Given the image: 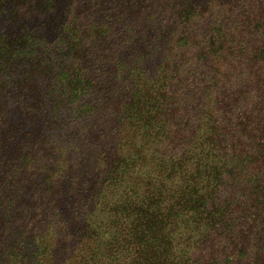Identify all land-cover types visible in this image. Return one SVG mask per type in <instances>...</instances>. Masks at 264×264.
I'll use <instances>...</instances> for the list:
<instances>
[{
	"label": "trees",
	"instance_id": "obj_1",
	"mask_svg": "<svg viewBox=\"0 0 264 264\" xmlns=\"http://www.w3.org/2000/svg\"><path fill=\"white\" fill-rule=\"evenodd\" d=\"M0 264H264V0H0Z\"/></svg>",
	"mask_w": 264,
	"mask_h": 264
}]
</instances>
